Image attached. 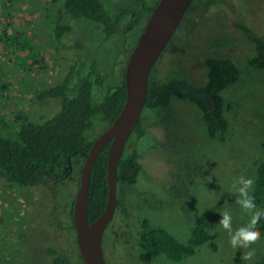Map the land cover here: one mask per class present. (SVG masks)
<instances>
[{"label": "rangeland", "instance_id": "1", "mask_svg": "<svg viewBox=\"0 0 264 264\" xmlns=\"http://www.w3.org/2000/svg\"><path fill=\"white\" fill-rule=\"evenodd\" d=\"M105 4L112 14L127 12L121 33L108 41L98 37L100 26L62 15L60 1L0 0V36L4 28L14 36L24 32L38 52L36 65L28 61L21 67L0 42V136L15 132L20 116L35 123L52 117L61 101L41 99L40 93L62 84L74 65L78 69L99 60L106 85L121 81L146 17H133L139 13L136 0ZM190 10L177 44L173 40L167 47L151 78H183L198 84L206 72L203 60L232 59L238 78L221 92L229 106L225 108L229 139L222 145L211 142L193 105L173 103L168 123L144 109L142 132H135L124 149L126 156L136 152L141 176L134 186L117 187V207L102 238L108 264H255L264 254V238L234 247L228 231L219 225L224 209L232 213L233 229L251 219V212L237 203L240 194L232 185L241 175L254 177L256 164L264 163V70L248 66L252 44L237 26L264 36V0H194ZM60 15L61 26L69 32L58 39L52 26ZM106 130L107 124L97 119L86 136L94 142ZM81 166L82 161L70 175L73 181L65 179L55 186L21 187L0 180V264H46L44 252L51 247L82 264L70 215ZM145 220L182 243L190 228L202 227L217 251L204 244L180 261L151 255L138 244ZM39 224L47 227L46 234H41ZM250 249L254 255L248 258L245 253Z\"/></svg>", "mask_w": 264, "mask_h": 264}, {"label": "trees", "instance_id": "2", "mask_svg": "<svg viewBox=\"0 0 264 264\" xmlns=\"http://www.w3.org/2000/svg\"><path fill=\"white\" fill-rule=\"evenodd\" d=\"M55 1L62 3V15L76 21L86 20L99 25L101 31L98 37L104 41L113 40L121 33L120 22L127 12L112 14L105 0ZM142 1L144 6L142 11L149 15L152 7L145 4V0H139L141 4ZM62 15L56 18L52 26V33L58 39L61 34L66 35L69 32L67 26L60 24ZM237 26L252 44L248 66L255 70H264V36L252 33L240 23ZM15 34V36L8 34L4 28L0 36L2 49L6 55L13 58L21 67L27 66L28 61L31 65H36L37 50L27 42L24 32ZM203 64L206 72L198 84L183 78L173 77L157 81L150 77L144 107L149 112L162 115L164 117L162 122L168 123L173 103L183 105L184 102L193 105L201 114L200 118L208 139L222 145L228 141L230 131L229 122L225 117V108L229 106L221 97V92L237 81L239 73L232 59L208 58L203 60ZM1 88L3 87L0 86ZM39 97L59 99L60 108L52 117L41 123L20 116L17 130L0 136V180L5 183L36 188L45 187L47 184L55 186L65 179L73 181L70 175H65L68 161L79 163L88 154L93 142L88 140L86 133L93 128L95 120L106 123L108 127L116 119L125 99L123 76L118 84L106 85L99 60H94L89 66L81 65L78 69L75 65L71 67L62 84L42 91ZM141 124L139 121L135 132H142ZM107 151L108 146L97 158L90 176L88 191L90 223L103 212L106 202ZM141 171L136 152L128 156L123 154L117 168V187L134 186L137 184V178L141 176ZM254 171L255 180L251 193L256 207L264 211V163L256 164ZM78 181L79 179L76 180V185ZM70 211L72 214V205ZM39 225L43 229L41 234H46L47 227ZM60 225V222H57V226ZM255 227L260 232L259 237L264 238V216L259 218ZM138 244L151 255H163L173 261H180L193 255L196 249L204 244H207L212 252L217 251L210 234L202 227L190 228L187 241L182 243L163 229L153 227L146 220L140 225ZM44 260L46 264H77L66 252L53 247L46 249ZM255 264H264V254Z\"/></svg>", "mask_w": 264, "mask_h": 264}, {"label": "water", "instance_id": "3", "mask_svg": "<svg viewBox=\"0 0 264 264\" xmlns=\"http://www.w3.org/2000/svg\"><path fill=\"white\" fill-rule=\"evenodd\" d=\"M193 0H159L133 49L123 73L125 99L116 119L100 135L84 156L72 206V223L82 264H106L102 250L103 235L117 207V168L125 145L134 134L143 111L148 80L153 67L179 27ZM108 146L106 156L107 197L103 212L88 221V191L92 169ZM69 166L72 161H68Z\"/></svg>", "mask_w": 264, "mask_h": 264}, {"label": "clouds", "instance_id": "4", "mask_svg": "<svg viewBox=\"0 0 264 264\" xmlns=\"http://www.w3.org/2000/svg\"><path fill=\"white\" fill-rule=\"evenodd\" d=\"M242 181V183H240ZM254 182V177L241 175L238 180L233 182L232 187L240 194L237 197V203L242 205L246 210L251 212V219L240 226L233 229V216L230 210L224 209L219 214L221 220L219 225L228 231L230 235L231 244L234 247L247 245L259 238L260 232L255 225L261 216H264V211L258 209L255 204L253 194L250 193L249 188ZM254 255V250L250 249L245 253V256L251 258Z\"/></svg>", "mask_w": 264, "mask_h": 264}, {"label": "flooded vegetation", "instance_id": "5", "mask_svg": "<svg viewBox=\"0 0 264 264\" xmlns=\"http://www.w3.org/2000/svg\"><path fill=\"white\" fill-rule=\"evenodd\" d=\"M137 1V3H138V5H139V13L138 14H133V17H146V23H147V20H148V18H149V16H150V14L152 13H150L149 15L148 14H146V12L145 11H142L143 10V8H144V6H143V1H142V4H141V2H139V0H136ZM148 1L149 0H145V4H147L149 7H152V10H153V8L155 7V5L158 3V1L159 0H154L153 2H150V3H148ZM193 2H194V0L192 1V3L190 4V6H189V8H188V10H187V12L185 13V15H184V17H183V19H182V21H181V23H180V25H179V27L177 28V30L175 31V33H174V35L172 36V38H171V40L169 41V43L167 44V46H166V48H165V50H164V52H163V54L165 53V51H166V49H167V47L170 45V44H172V41L174 40V42H176V44H177V33L179 32V28H180V26H181V24H183V23H187L188 22V20L186 21H184V18H185V16H186V14L188 13V12H192V10H190L191 9V6H192V4H193ZM118 14V13H117ZM116 14V15H117ZM126 15V14H125ZM144 15V16H143ZM184 21V22H183ZM146 23H145V25H146ZM97 25V24H96ZM99 26V25H98ZM144 28H145V26H144ZM144 28L141 30V33H140V35H139V37L141 36V34H142V32H143V30H144ZM100 29H101V27H100ZM139 37L137 38V40H136V43H135V45H134V47H133V49L135 48V46H136V44H137V42H138V39H139ZM133 49H132V51H133ZM132 51H131V53H132ZM131 53H130V55H131ZM163 54L160 56V58H159V60L161 59V57L163 56ZM130 55H129V57H130ZM129 57H128V59H129ZM158 60V61H159ZM128 61V60H127ZM157 61V62H158ZM157 64V63H156ZM156 66V65H155ZM154 66V67H155ZM154 67H153V69H154ZM153 69H152V71H153ZM125 70V69H124ZM152 73V72H151ZM151 77V76H150ZM108 128V127H107ZM76 165H77V163H75V162H73L72 161V164L69 166V164L66 166V168H65V175L66 176H68V175H72L74 172H75V167H76ZM71 216H72V214H71ZM71 221H72V219H71ZM72 223V222H71ZM72 225V227H73V223L71 224ZM108 228V227H107ZM107 230V229H106ZM73 239H74V241H75V243H76V237H75V231H74V227H73ZM104 236V235H103ZM102 243H103V239H102ZM77 247V246H76ZM102 250H103V256H104V260H105V263L106 264H108L107 263V260H106V257H105V255H104V247L102 246ZM77 251H78V248H77ZM78 253H79V251H78ZM79 257H80V254H79Z\"/></svg>", "mask_w": 264, "mask_h": 264}]
</instances>
